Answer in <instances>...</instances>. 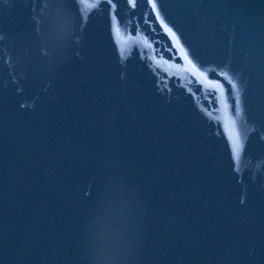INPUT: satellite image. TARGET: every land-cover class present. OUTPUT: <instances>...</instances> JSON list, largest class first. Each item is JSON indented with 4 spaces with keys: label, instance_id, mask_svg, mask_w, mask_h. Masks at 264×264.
I'll use <instances>...</instances> for the list:
<instances>
[{
    "label": "water",
    "instance_id": "1",
    "mask_svg": "<svg viewBox=\"0 0 264 264\" xmlns=\"http://www.w3.org/2000/svg\"><path fill=\"white\" fill-rule=\"evenodd\" d=\"M0 264H264V0H0Z\"/></svg>",
    "mask_w": 264,
    "mask_h": 264
},
{
    "label": "snow or ice",
    "instance_id": "2",
    "mask_svg": "<svg viewBox=\"0 0 264 264\" xmlns=\"http://www.w3.org/2000/svg\"><path fill=\"white\" fill-rule=\"evenodd\" d=\"M153 7H155V5H153Z\"/></svg>",
    "mask_w": 264,
    "mask_h": 264
}]
</instances>
